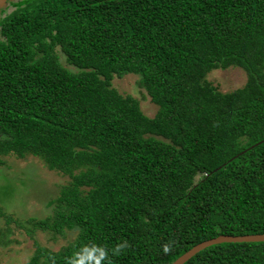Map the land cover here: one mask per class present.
Listing matches in <instances>:
<instances>
[{
	"label": "trees",
	"instance_id": "1",
	"mask_svg": "<svg viewBox=\"0 0 264 264\" xmlns=\"http://www.w3.org/2000/svg\"><path fill=\"white\" fill-rule=\"evenodd\" d=\"M231 67L242 88L206 80ZM129 75L153 117L113 86ZM27 156L69 179L44 220L0 212V246L15 224L34 247L27 264H172L219 236L263 235L264 0L0 11V168ZM36 232L73 239L52 251ZM185 264H264V243L212 246Z\"/></svg>",
	"mask_w": 264,
	"mask_h": 264
},
{
	"label": "rangeland",
	"instance_id": "2",
	"mask_svg": "<svg viewBox=\"0 0 264 264\" xmlns=\"http://www.w3.org/2000/svg\"><path fill=\"white\" fill-rule=\"evenodd\" d=\"M64 63V58H61ZM137 79L132 75L113 82V86L123 95H132L140 102L142 112L153 117L157 107L149 102V98L141 93ZM206 80L222 93H231L242 88L246 82L245 73L231 67L227 70H213ZM143 96H142V95ZM5 166L0 168V212L13 221L24 222L30 218L44 220L52 214L49 202L55 199L62 186L69 182L68 177L50 172L44 163L31 156L24 159L5 158ZM14 234L6 247L0 246V264H27L34 252L32 241L22 231L10 224ZM5 228V221L0 218V230ZM72 238H58L50 241L49 235L36 232L35 241L42 247L58 251Z\"/></svg>",
	"mask_w": 264,
	"mask_h": 264
},
{
	"label": "water",
	"instance_id": "3",
	"mask_svg": "<svg viewBox=\"0 0 264 264\" xmlns=\"http://www.w3.org/2000/svg\"><path fill=\"white\" fill-rule=\"evenodd\" d=\"M16 1L17 0H0V11L5 10L10 5L16 3ZM237 243H264V234L248 235L241 237L219 236L215 239H211L196 245L191 250H189L181 257H179L177 260H175L172 264H185L195 255L212 246L221 245V244H237Z\"/></svg>",
	"mask_w": 264,
	"mask_h": 264
},
{
	"label": "clouds",
	"instance_id": "4",
	"mask_svg": "<svg viewBox=\"0 0 264 264\" xmlns=\"http://www.w3.org/2000/svg\"><path fill=\"white\" fill-rule=\"evenodd\" d=\"M163 250H164V252H168L169 251L168 246H165Z\"/></svg>",
	"mask_w": 264,
	"mask_h": 264
}]
</instances>
